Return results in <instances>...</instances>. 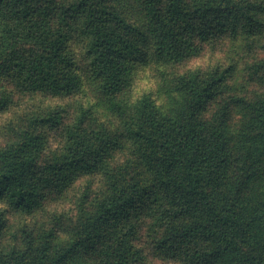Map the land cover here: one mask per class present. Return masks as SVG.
Returning a JSON list of instances; mask_svg holds the SVG:
<instances>
[{"label": "trees", "instance_id": "trees-1", "mask_svg": "<svg viewBox=\"0 0 264 264\" xmlns=\"http://www.w3.org/2000/svg\"><path fill=\"white\" fill-rule=\"evenodd\" d=\"M263 31L264 0H0V112L33 104L0 145V264H146L145 221L177 264H264L240 244L256 224L245 200L223 187L226 111L202 117L231 67L169 72L208 40ZM151 70L163 96L140 87ZM250 113L264 135V92ZM116 152L131 157L113 165ZM94 175L102 191L87 184L68 219L3 247L10 208L33 215Z\"/></svg>", "mask_w": 264, "mask_h": 264}, {"label": "rangeland", "instance_id": "rangeland-1", "mask_svg": "<svg viewBox=\"0 0 264 264\" xmlns=\"http://www.w3.org/2000/svg\"><path fill=\"white\" fill-rule=\"evenodd\" d=\"M226 69L231 67L230 74L220 92L216 93L206 103L202 117L211 121L217 113L226 111V131L232 148V160L226 171L224 189L228 193L235 194L245 200L240 203L250 213L247 216L249 223L255 221L253 226L244 230L241 246L251 256L264 258V135L254 123L250 113V103L254 97L264 92V31L256 36L239 35L237 37H222L218 40H208L202 46L200 55L191 58L181 65L169 69L171 75H181L192 70L206 71L211 68ZM147 79L142 78L141 88H150L163 96L158 81L155 79L157 72L151 70ZM138 81V82H140ZM139 86L137 88L141 89ZM217 92V90H216ZM159 94V95H160ZM155 95V94H154ZM22 107L13 108L10 113L0 112V145L8 138L6 128L15 116H21L26 109H31V104L26 99H21ZM126 152H116L112 164L119 165L130 159ZM89 184V196L93 198L102 191L103 185L98 175L86 176L73 186L65 196V199L51 203L43 211L33 215H26L10 208L5 213L6 225L1 234L3 247H10L21 243L27 233L33 229L48 228L52 220V214L62 215L68 219L75 212L80 195ZM259 205L263 212L254 215L251 208ZM0 208L3 209L0 205ZM64 212L63 214H58ZM149 224L151 218L148 217ZM145 226L140 229V235L144 244L146 264H177L167 260L162 254L153 250L148 242V232ZM69 222L65 221L64 226ZM87 264H96L90 260ZM219 264V263H213Z\"/></svg>", "mask_w": 264, "mask_h": 264}]
</instances>
